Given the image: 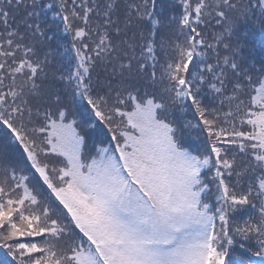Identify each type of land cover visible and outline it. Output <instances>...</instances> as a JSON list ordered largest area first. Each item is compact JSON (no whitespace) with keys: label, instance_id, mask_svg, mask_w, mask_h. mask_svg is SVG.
I'll list each match as a JSON object with an SVG mask.
<instances>
[{"label":"snow or ice","instance_id":"6c2138e0","mask_svg":"<svg viewBox=\"0 0 264 264\" xmlns=\"http://www.w3.org/2000/svg\"><path fill=\"white\" fill-rule=\"evenodd\" d=\"M253 15L264 0H0L14 264H264V61L238 37Z\"/></svg>","mask_w":264,"mask_h":264},{"label":"trees","instance_id":"16d2710c","mask_svg":"<svg viewBox=\"0 0 264 264\" xmlns=\"http://www.w3.org/2000/svg\"><path fill=\"white\" fill-rule=\"evenodd\" d=\"M162 2L166 4L167 0H162ZM51 15H52L51 12H48L47 14L48 18H50ZM244 24L245 26L241 24L238 30L239 40L243 46L244 53L248 57L249 61L252 63H256V65L259 66V62L264 61V20H260L256 15H253ZM61 29H53V31L55 32V35L57 37H64V39L60 40V43L62 45H66L67 41L70 40L71 37L63 33ZM52 34H53L52 32H49V35ZM67 55H71L70 50L67 53ZM90 135H92L94 139L97 138L96 134L91 130H90ZM100 138L105 139L106 137H100ZM182 142L184 143L185 147H191L197 144V141L194 139V136L189 135L187 133L184 135ZM249 214L250 212L247 215ZM2 250L4 254L11 257L10 255H8L6 249H2ZM3 260H5V258H3ZM4 264H9V262L6 261ZM10 264H14V261L13 263Z\"/></svg>","mask_w":264,"mask_h":264},{"label":"rangeland","instance_id":"374dc122","mask_svg":"<svg viewBox=\"0 0 264 264\" xmlns=\"http://www.w3.org/2000/svg\"><path fill=\"white\" fill-rule=\"evenodd\" d=\"M242 24L245 26L244 23H242ZM244 26H243V27H244ZM0 254H1V256H2V258H1V256H0V264H4L6 261H8L9 264H10V263H13V259H12L11 257L7 256L6 254H4L2 248H0ZM3 258H5V260H3Z\"/></svg>","mask_w":264,"mask_h":264}]
</instances>
